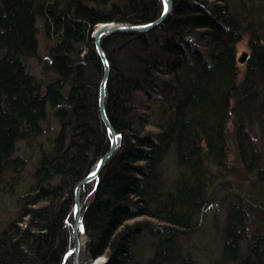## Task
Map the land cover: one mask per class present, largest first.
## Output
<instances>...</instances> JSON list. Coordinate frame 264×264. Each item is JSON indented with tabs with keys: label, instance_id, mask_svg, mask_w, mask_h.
I'll return each mask as SVG.
<instances>
[{
	"label": "trees",
	"instance_id": "trees-1",
	"mask_svg": "<svg viewBox=\"0 0 264 264\" xmlns=\"http://www.w3.org/2000/svg\"><path fill=\"white\" fill-rule=\"evenodd\" d=\"M162 8V0H0V173L20 164L18 140L57 122L19 216L0 231V264H62L74 188L109 144L92 30L144 24ZM39 20L48 58L34 74L27 61L39 57ZM101 45L105 110L121 142L81 188V258L192 264L180 240L227 189L222 258L264 264V0H172L158 26L108 33ZM146 240L151 253L141 257L136 245Z\"/></svg>",
	"mask_w": 264,
	"mask_h": 264
},
{
	"label": "rangeland",
	"instance_id": "rangeland-1",
	"mask_svg": "<svg viewBox=\"0 0 264 264\" xmlns=\"http://www.w3.org/2000/svg\"><path fill=\"white\" fill-rule=\"evenodd\" d=\"M38 25L40 28L38 32L39 57L31 58L27 61L30 71L34 74H39L41 68L40 66L42 65L41 63L45 62L48 58L46 47L49 44V41L44 38L40 20L38 22ZM244 53H246L248 57L249 47L247 44L246 35H244L236 45V60L240 70V76L244 70L246 60L244 62H240L238 61V57L242 56ZM49 120L51 122L49 121L43 124L44 129L39 136L30 139L24 138L17 141L13 156L15 158L18 157V159L21 160L20 164L13 168L10 167L0 173V231L7 225L10 220H13L19 216V213L23 207V203H25L24 197L29 192V187L33 182V169L37 164L41 153L48 151L50 148L49 139L57 128V122H55V120L52 118ZM234 186L231 189L233 191L236 189V186ZM262 187H264V185ZM226 198L230 199L227 189L218 192L216 194V197H214L213 200L209 202L206 211L203 212L202 217L198 222L197 230L189 236L181 238V252L183 254L189 255L192 260V264H232L231 262L223 260L221 254V232L225 221L226 206L224 204V199ZM137 219H140V217L129 219L126 222L131 223L133 221H136ZM248 229L249 226L245 227L243 236L250 237V230ZM84 242L85 236L83 234L80 245V253L83 248ZM241 242L243 243L242 238L240 239V244H242ZM150 244L151 242L147 240L141 244H137V254L141 257L149 256V254L151 253ZM71 248L67 250L68 253L66 252L67 255L64 261L62 258L63 264H72V252L70 251ZM80 253L79 264H101L104 261V257L102 255L97 256L93 259H83L81 258Z\"/></svg>",
	"mask_w": 264,
	"mask_h": 264
},
{
	"label": "water",
	"instance_id": "water-1",
	"mask_svg": "<svg viewBox=\"0 0 264 264\" xmlns=\"http://www.w3.org/2000/svg\"><path fill=\"white\" fill-rule=\"evenodd\" d=\"M163 8L160 15L152 21H149L144 24H122L114 22H101L97 23L92 30V38L94 40V46L96 52L102 63V75L99 83V92H98V110L100 118L109 133V144L107 149L102 155L98 157L94 165L90 168L88 173L77 182L74 188V198L72 206V220L73 224L71 227V234L73 239V245L71 248L72 252V264H79V253L82 236L84 234L83 223H82V214H81V203H80V192L83 185L88 182L96 180L99 176L106 160L111 156L115 149L119 146L121 142V134L116 132L113 128L110 120L107 116L105 110V98H106V82L109 75V62L106 57V53L101 45V38L108 33H119V32H145L159 25L161 21L166 19L172 11V0H162ZM247 59V54L244 53L242 56L238 57V61L244 62ZM68 253V252H67ZM65 253L63 261L67 255ZM62 261V264H63Z\"/></svg>",
	"mask_w": 264,
	"mask_h": 264
}]
</instances>
